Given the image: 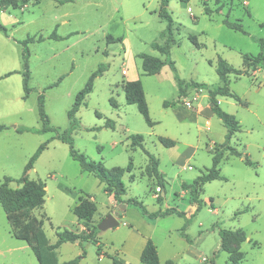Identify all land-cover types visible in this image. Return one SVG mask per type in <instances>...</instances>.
Segmentation results:
<instances>
[{"label": "rangeland", "instance_id": "obj_1", "mask_svg": "<svg viewBox=\"0 0 264 264\" xmlns=\"http://www.w3.org/2000/svg\"><path fill=\"white\" fill-rule=\"evenodd\" d=\"M56 2L31 1L17 8H0V24L7 28V32L0 30V124L8 126L0 132V183L5 177L24 175L46 183L44 205L29 213L43 220L51 244L64 229L81 232V223L73 213L80 196H91L97 205L89 228L83 225L85 233L98 227L109 213L118 212L120 221L107 230L93 229L94 241L61 244L57 248L59 262L84 256L80 264H144L140 255L151 238L160 264L168 260L174 264H230L228 252L220 248L219 229L240 228L248 238L240 244L243 258L237 264H264V71L230 75V90L247 105L230 96H218L221 108L240 123L230 145L242 156L227 154L223 158L219 167L226 179L204 185L200 210L192 202L190 190L183 188V183H192L212 167V148L226 141L229 129L210 109L209 89L221 84L216 70L220 58L243 69V55L259 53L264 0H173L169 10L176 44L171 58L177 72L165 65L153 75L143 73L140 54L164 58L153 47L164 43L167 26L157 12L159 0H79L77 5L63 6ZM67 10L71 15L64 18ZM227 20L243 25V31L229 27ZM54 32L64 38L50 39ZM108 35L124 40L108 43ZM28 37L46 39L29 44L31 92L25 98L22 41ZM101 64L106 69L94 80L93 91L77 112L80 125L73 132L75 148L109 169L133 163L123 176L127 188L124 200L138 199L149 213L175 208L185 214L150 218L135 206L118 204L96 176L81 171L69 145L52 138L69 128L68 111ZM176 76L183 82L186 98L181 96ZM132 77L142 81L150 116L156 122L153 126L147 124L136 104L126 101L122 84ZM195 82L205 86H195ZM42 93L45 111L56 130L17 131L21 126L42 127L38 104ZM185 99L193 103L191 108ZM199 105L207 107L205 114L197 112ZM108 120L115 121L114 128L106 125ZM133 134L144 136L143 148L132 147ZM159 136L174 139L175 146H165ZM45 142L47 147L26 171L29 160ZM146 151L159 160L165 178L162 192L156 190L157 179L146 171L150 163ZM245 156L255 165L247 164ZM10 186L20 184L13 181ZM184 226L189 239L182 234ZM0 264H40L29 244L13 235L1 203Z\"/></svg>", "mask_w": 264, "mask_h": 264}, {"label": "trees", "instance_id": "obj_2", "mask_svg": "<svg viewBox=\"0 0 264 264\" xmlns=\"http://www.w3.org/2000/svg\"><path fill=\"white\" fill-rule=\"evenodd\" d=\"M33 1L34 4H40L42 0H0V8L7 9L9 7L17 8L19 5H26L29 2ZM75 0H60V2H71ZM171 0H159L160 5L158 9V15L164 21H166V33L165 41L163 44L154 43L153 47L157 49L164 58L152 56L146 53L140 54V57L143 60L142 67L143 73L147 75H153L160 73L162 68L165 65H170L172 70L177 72L175 61L171 58V49L176 40L174 37V19L169 10V3ZM183 3H187L190 0H179ZM206 12H210L209 9H206ZM226 24L229 27H232L237 30L243 31V28L239 23L226 21ZM0 30L7 32L6 26L0 24ZM49 38L60 40L62 39L56 32L52 33ZM46 38L44 37H28L23 43V66H24V89H25V98L28 97L31 92L29 87L30 79V67H29V58H30V48L29 44L33 42H41ZM192 40H196L195 36L191 37ZM108 42H122L123 37H114L112 35L107 36ZM260 43V51L256 56H250L249 54H244V68L236 69L234 68L226 59L220 58L217 62V73L221 78V84L209 89V96L211 101L212 111L218 115V117L223 121V123L228 127L229 132L226 136V141L220 145H217L212 148V167L209 168L205 173L197 176L192 183H183V188L185 190H190L193 203L197 204V210H200L201 199L200 196L203 192L204 185L213 180H224L226 179L221 174L220 163L223 158L227 155H237L242 156V153L237 150L235 147L230 145V140L233 134L240 129V123L237 120L236 116L228 113L223 110L217 100L218 95L230 96L236 100L242 102L241 98L233 93L229 88V76L230 74L237 75H250L251 70L264 69V37L258 39ZM105 64H101L96 71H94L86 83L85 87L81 89L75 98V102L71 109L68 111V118L70 121L69 128L58 131L57 135L52 138H58L61 141L67 143L70 147L71 156L79 162L82 172L91 173L96 176L101 183L104 184L105 191L113 195L116 202L126 203L128 205L135 206L138 208L144 216L155 218L158 216H166L169 214H178L183 215L184 212H181L175 208H167L165 210H160L157 212L149 213L144 204L136 198H129L127 200L123 199V196L126 194L127 188L123 181V176L126 171H131L133 163L130 162L127 168L124 167H114L106 168L102 162H97L90 160L84 153L80 152L75 148V143L73 139V132L79 127L80 121L77 117V112L80 107L85 104V99L88 94L93 91L94 80L103 74L105 71ZM63 79V77L61 78ZM178 81L179 89L182 94V82L178 76H176ZM61 81V80H60ZM59 81V82H60ZM58 83V82H57ZM54 84L53 86L57 85ZM195 86H205L195 82ZM52 87V86H51ZM123 89L126 96V101L129 104H136L139 112L143 115L147 124L150 126L155 125L150 116L149 106L146 99V94L142 81L140 79L126 81L123 85ZM116 105L115 101H112ZM39 116L42 121L41 128H30V127H17V131L25 132L31 131L35 133H47L55 131L56 128L51 125L50 118L45 111V98L42 93L39 96ZM165 105L168 106L169 103L165 102ZM106 125L108 127L114 128L115 121L108 120ZM8 126L5 124H0V132L7 129ZM132 140V147H144V136L142 134H133L130 135ZM158 140L167 147L175 146L176 141L174 139L159 136ZM48 142L43 143L36 153L29 160L26 171L30 170L33 167L34 161L40 156V154L47 147ZM149 156L150 163L147 166V173L152 178H156L158 184L156 188H160V192L164 191L165 188V178L159 170V160L156 156L151 154L149 151H146ZM244 160L249 165H255L247 156L244 157ZM17 181L20 184V187L13 188L10 186V183ZM46 183L42 180L30 179L28 175H24L19 179H14L13 177H5L4 181L0 183V203L6 212L7 220L9 225L13 230V235L18 238L26 241L34 254L36 255L40 264H80L81 259L84 257H77L65 262H59L57 248L65 242H79L82 241H94L95 235L93 229L97 232L98 227L95 226L90 230L89 233L84 231L75 232L70 229H64L60 231L59 238L55 244H51L48 236L43 228L44 222L42 219L37 218L36 216L30 215V211L36 208L42 207L45 203L46 197ZM199 195V196H197ZM158 200H161V196H158ZM97 212V205L91 198V196H80L79 201L73 208V213L78 218L79 223L83 224L85 227L89 228V223L92 222L94 215ZM236 213L235 215H237ZM186 226L182 230V234L187 238L185 233ZM219 235L221 237V250L228 252L229 254V263L237 264L242 258L243 254L240 252V244L247 240V234L242 229H226L220 228ZM140 259L144 264H160V257L157 245L155 242L149 238L146 241V244L141 252ZM115 263H119L118 260L113 258ZM167 264H174L173 260H168Z\"/></svg>", "mask_w": 264, "mask_h": 264}, {"label": "crops", "instance_id": "obj_3", "mask_svg": "<svg viewBox=\"0 0 264 264\" xmlns=\"http://www.w3.org/2000/svg\"><path fill=\"white\" fill-rule=\"evenodd\" d=\"M58 2H56V3H59V5H66V3H71L72 5H77V3H78V1L79 0H75V1H71V2H64V3H62V2H60V0H57ZM173 0H171L170 1V3H169V5H171V2H172ZM91 4H93V3H91ZM99 4V2L97 1V2H94V5H98ZM159 5H160V2H159ZM248 11V10H247ZM157 12H158V10H157ZM249 12V11H248ZM250 15H251V13H249ZM68 15H71V13L67 10L66 12H65V15H64V18H66ZM65 22V21H64ZM241 25V24H240ZM261 26L262 27H264V22H262L261 23ZM241 27L243 28V25H241ZM59 35V34H58ZM62 39L64 38L63 36H61V35H59ZM51 39V38H50ZM53 40H55L56 41V39H53ZM61 40V39H60ZM123 40H124V38H123ZM57 41H59V40H57ZM107 42H108V40H107ZM123 42V41H122ZM108 43H110V42H108ZM251 56V55H250ZM253 57L254 56H256V55H252ZM262 71H264V69H257V70H251L250 71V74H256L257 72H262ZM124 73H126V70H124ZM231 75V74H230ZM230 77V76H229ZM136 79H138V77H132V78H130L129 80H136ZM129 80H127V81H129ZM125 82L126 81H124L123 82V84H122V87H123V85L125 84ZM183 83V82H182ZM185 84V83H184ZM54 85V84H53ZM52 85V86H53ZM195 89H197V88H195ZM183 98H186V95L185 94H183V95H181ZM218 96H220V95H218ZM218 96H217V100H218V102H219V104H220V100L218 99ZM223 96V95H222ZM198 95L195 97V100H197L198 99ZM183 100V99H182ZM242 100V99H241ZM241 103H243L244 105H247V103L246 102H244L243 100H242V102ZM192 109H194V108H192ZM197 112L198 113H206L207 112V107H204V106H202V105H199L197 108ZM210 109H211V103H210ZM212 110V109H211ZM207 123L209 124L210 122L209 121H207ZM164 193V192H163ZM157 196V195H156ZM92 198V197H91ZM93 199V198H92ZM157 199H158V196H157ZM94 201V200H93ZM122 209L123 210H126V206L124 205H122ZM120 215H121V213H120ZM119 220V219H118ZM81 228H80V230L79 231H83V229L85 228L84 226H83V224H78ZM84 227V228H83Z\"/></svg>", "mask_w": 264, "mask_h": 264}, {"label": "water", "instance_id": "obj_4", "mask_svg": "<svg viewBox=\"0 0 264 264\" xmlns=\"http://www.w3.org/2000/svg\"><path fill=\"white\" fill-rule=\"evenodd\" d=\"M118 212L109 213L104 217L98 225V229L107 230L113 227H117L120 224V221L117 218Z\"/></svg>", "mask_w": 264, "mask_h": 264}, {"label": "built area", "instance_id": "obj_5", "mask_svg": "<svg viewBox=\"0 0 264 264\" xmlns=\"http://www.w3.org/2000/svg\"><path fill=\"white\" fill-rule=\"evenodd\" d=\"M184 101L187 107L191 108L193 106V103L190 100L185 99ZM156 190L160 192V188H157Z\"/></svg>", "mask_w": 264, "mask_h": 264}]
</instances>
